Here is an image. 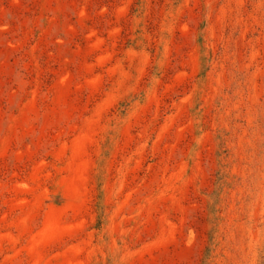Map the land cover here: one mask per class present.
I'll return each mask as SVG.
<instances>
[{
    "label": "rangeland",
    "instance_id": "obj_1",
    "mask_svg": "<svg viewBox=\"0 0 264 264\" xmlns=\"http://www.w3.org/2000/svg\"><path fill=\"white\" fill-rule=\"evenodd\" d=\"M0 264H264V0H0Z\"/></svg>",
    "mask_w": 264,
    "mask_h": 264
}]
</instances>
